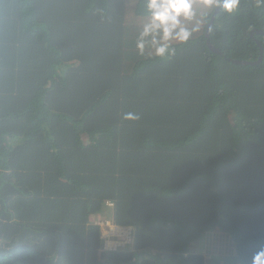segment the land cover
<instances>
[{
	"label": "trees",
	"instance_id": "16d2710c",
	"mask_svg": "<svg viewBox=\"0 0 264 264\" xmlns=\"http://www.w3.org/2000/svg\"><path fill=\"white\" fill-rule=\"evenodd\" d=\"M149 17L145 0H0V264L264 251V5L199 8L165 59L137 48ZM95 218L132 243L103 250Z\"/></svg>",
	"mask_w": 264,
	"mask_h": 264
},
{
	"label": "clouds",
	"instance_id": "9594fccd",
	"mask_svg": "<svg viewBox=\"0 0 264 264\" xmlns=\"http://www.w3.org/2000/svg\"><path fill=\"white\" fill-rule=\"evenodd\" d=\"M145 4L150 17L139 33L137 48L143 53L148 46L152 56L165 59L175 54L174 43L187 44L193 38L194 32L199 30L195 25L188 26V22L197 17L199 8L220 9L231 15L239 10L241 0H145ZM261 5H264V0H256V6ZM104 233L102 228L103 250L116 249L115 244L124 241V238L114 236L111 238L113 246H106L108 242L102 236ZM130 243L117 246L127 247ZM252 264H264V251L254 255Z\"/></svg>",
	"mask_w": 264,
	"mask_h": 264
},
{
	"label": "built area",
	"instance_id": "2783aa9c",
	"mask_svg": "<svg viewBox=\"0 0 264 264\" xmlns=\"http://www.w3.org/2000/svg\"><path fill=\"white\" fill-rule=\"evenodd\" d=\"M108 205H112V203H108ZM98 225H100L103 228V232L104 231L105 232L108 231V232H110L112 234H114V232H117L115 234L116 236L124 238L123 242H117L115 244V248L118 247L117 245H125L127 243H130L132 241V239H133V236H132L133 230H132V228H128V227L122 228V227H119V226H115V225H112L111 222L106 221V220L101 221V223H98ZM112 244L107 243L106 246H113Z\"/></svg>",
	"mask_w": 264,
	"mask_h": 264
},
{
	"label": "rangeland",
	"instance_id": "374dc122",
	"mask_svg": "<svg viewBox=\"0 0 264 264\" xmlns=\"http://www.w3.org/2000/svg\"><path fill=\"white\" fill-rule=\"evenodd\" d=\"M103 219L101 218V220H98V219H93V221H95L96 223H98V222H101ZM117 232H114V234H112V233H110V232H108V231H106L104 234H102V236L106 239V241L108 242V243H110V244H112V240H111V238L112 237H114V236H116L115 234H116ZM112 236V237H111ZM229 242L231 243V241L229 240ZM231 245V244H230ZM230 245H229V247H230ZM200 247H199V250L201 249V243H200V245H199ZM203 248H204V246H203ZM226 248H228V242H226V243H223V244H219V246H217L216 247V254H224L225 252H226ZM203 250V249H202Z\"/></svg>",
	"mask_w": 264,
	"mask_h": 264
},
{
	"label": "water",
	"instance_id": "95a60500",
	"mask_svg": "<svg viewBox=\"0 0 264 264\" xmlns=\"http://www.w3.org/2000/svg\"><path fill=\"white\" fill-rule=\"evenodd\" d=\"M213 22H214V19H212L207 26L206 36L208 38H209V29L212 26ZM252 34H253V32H252ZM208 45H209V48L211 50H213L214 52L220 53V50L218 48H216L214 45H212L209 40H208ZM232 61H233V63L240 64V65H258L261 62V58L259 60H257L256 62L244 61V60H232Z\"/></svg>",
	"mask_w": 264,
	"mask_h": 264
}]
</instances>
